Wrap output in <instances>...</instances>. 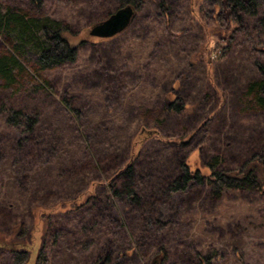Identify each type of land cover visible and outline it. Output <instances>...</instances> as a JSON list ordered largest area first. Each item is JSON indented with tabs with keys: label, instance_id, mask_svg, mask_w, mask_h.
<instances>
[{
	"label": "rangeland",
	"instance_id": "1",
	"mask_svg": "<svg viewBox=\"0 0 264 264\" xmlns=\"http://www.w3.org/2000/svg\"><path fill=\"white\" fill-rule=\"evenodd\" d=\"M0 4L59 21L78 52L40 76L31 61L16 83L0 79V264H23L14 231L31 232L36 254L46 245V264H92L107 254L110 264H200L199 255L208 264H264V109L248 92L262 79L264 5L242 15L229 42L205 16L209 0H144L111 38L90 31L119 0ZM9 52L0 37V57ZM168 96L184 110L165 111ZM10 108L35 126L9 124ZM181 136L187 142L175 143ZM198 147L216 171L256 164L261 186L220 190L206 181L162 192L178 159ZM130 162L140 205L110 198L111 180ZM141 206L159 210V221L145 226Z\"/></svg>",
	"mask_w": 264,
	"mask_h": 264
},
{
	"label": "trees",
	"instance_id": "2",
	"mask_svg": "<svg viewBox=\"0 0 264 264\" xmlns=\"http://www.w3.org/2000/svg\"><path fill=\"white\" fill-rule=\"evenodd\" d=\"M37 9L43 5V0H29ZM144 0H119L120 7L132 5L136 10L142 5ZM210 8L206 11L205 16L208 20L213 21V31L220 40L231 41L235 38L238 31L242 30V15L255 17L259 8L264 5V0H209ZM264 24V19L260 20ZM66 27L49 17L40 16V14H24L14 7L0 4V37L6 45H9L11 52L0 57V79H4L8 85L16 83L23 73L26 74V66L30 62H35L37 67H33L34 73L40 76V71L52 66L61 65L67 62H75L77 57V48L72 46L63 36ZM256 49L264 58V45H258ZM208 78L214 86L213 71L208 59ZM262 79L254 81L249 85V94L255 95L256 104L264 109V67L260 66ZM24 74V75H25ZM28 75V74H26ZM184 105L179 103V99L168 96L164 104L167 112L183 111ZM9 116L7 122L19 131L32 129L35 124V118L25 114L21 110H8ZM141 134L140 136H143ZM187 138L181 136L175 141L177 144H185ZM135 154V153H133ZM199 155L193 160L194 155ZM200 147L191 151L188 155L178 159L177 172L174 179L170 180L162 192L168 194L182 193L186 191L193 183H204L209 181L214 188H245L244 184L251 186H261L258 176L257 166L247 163L235 172L216 171V161H202ZM258 159L264 164V158L258 156ZM1 160V153H0ZM136 175H139L133 165V162L125 165L119 174L110 182V198L124 197L129 203L140 205V194L138 186L135 183ZM118 182H121L118 184ZM50 212L49 210H46ZM146 214L144 220L145 226H151L153 219L159 221L161 212L158 210L157 216L153 217L154 209L141 206V212ZM32 231V230H31ZM31 232L18 236L14 231V236L21 237L18 241H13V252H19L23 255V264H46V259H41V254L46 245L35 253V243ZM14 239L15 237H10ZM21 239H28L29 244L20 243ZM159 255V254H158ZM152 259L156 261V257ZM160 256V255H159ZM109 255H100L92 264H110ZM200 264H208L201 255L198 256Z\"/></svg>",
	"mask_w": 264,
	"mask_h": 264
},
{
	"label": "water",
	"instance_id": "3",
	"mask_svg": "<svg viewBox=\"0 0 264 264\" xmlns=\"http://www.w3.org/2000/svg\"><path fill=\"white\" fill-rule=\"evenodd\" d=\"M137 10L132 5L119 8L107 19L97 23L90 31V35L100 38H111L124 32L135 18Z\"/></svg>",
	"mask_w": 264,
	"mask_h": 264
}]
</instances>
